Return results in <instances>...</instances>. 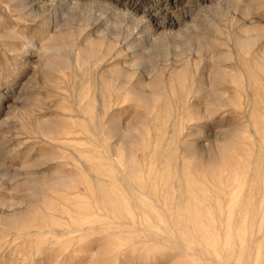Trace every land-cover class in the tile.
<instances>
[{
    "label": "rangeland",
    "instance_id": "1",
    "mask_svg": "<svg viewBox=\"0 0 264 264\" xmlns=\"http://www.w3.org/2000/svg\"><path fill=\"white\" fill-rule=\"evenodd\" d=\"M0 264H264V0H0Z\"/></svg>",
    "mask_w": 264,
    "mask_h": 264
},
{
    "label": "bare ground",
    "instance_id": "2",
    "mask_svg": "<svg viewBox=\"0 0 264 264\" xmlns=\"http://www.w3.org/2000/svg\"><path fill=\"white\" fill-rule=\"evenodd\" d=\"M192 1H193V0H192ZM187 2H188V5L191 4V0H187ZM188 8H189V7H188ZM250 43H251V41H250ZM248 44H249V43H248ZM179 53H180V52H179ZM149 55H150V54H149ZM136 60H137V59H136ZM182 67H183V66H182ZM152 74H153V73H152ZM217 76H220V72H219V71H216L215 74H214V77H217ZM183 77H184V72H183L182 70L179 71V72L176 74V78H177V79H183ZM148 80H149V79H148ZM162 80H163V78H162ZM149 84H150V85H149V86H150V90H149V89H148V90H149L150 92H151V91H154V92H155V91H157L158 86H160L161 83L158 82V81H154V80H153V81H151ZM151 88H152V89H151ZM153 89H154V90H153ZM145 91H146V90H145ZM149 91H148V92H149ZM159 93H160V92H159ZM144 95H145V94H144ZM150 96H151V95H149V96H144V97H142L141 99L144 100V101H149V100L151 101ZM139 98H140V97H139ZM186 100H187V103L190 102V100H189V96L186 97Z\"/></svg>",
    "mask_w": 264,
    "mask_h": 264
}]
</instances>
